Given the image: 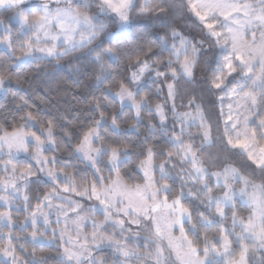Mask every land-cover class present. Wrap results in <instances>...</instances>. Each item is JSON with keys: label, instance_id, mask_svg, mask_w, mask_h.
I'll list each match as a JSON object with an SVG mask.
<instances>
[{"label": "clouds", "instance_id": "9594fccd", "mask_svg": "<svg viewBox=\"0 0 264 264\" xmlns=\"http://www.w3.org/2000/svg\"><path fill=\"white\" fill-rule=\"evenodd\" d=\"M261 148L264 0H0V264H264Z\"/></svg>", "mask_w": 264, "mask_h": 264}, {"label": "snow or ice", "instance_id": "6c2138e0", "mask_svg": "<svg viewBox=\"0 0 264 264\" xmlns=\"http://www.w3.org/2000/svg\"><path fill=\"white\" fill-rule=\"evenodd\" d=\"M105 4H107L111 10L115 13H121L127 3V0H104ZM193 11L196 13L197 16L203 21H205V27L208 29H213L215 27L214 23H208L207 22V13H201L196 8L195 5H193ZM214 35H218V33H213ZM51 51V50H50ZM239 59V57H237ZM226 68L230 69L232 68V65L229 63L225 65ZM221 85L219 83L215 84V87L219 88ZM30 115V114H29ZM227 119L230 121L232 119L231 116L227 117ZM15 130L13 132H10L9 135H15ZM237 146L247 148L249 146V141L247 140H237L236 142ZM13 145H10V147ZM15 147L19 148L22 147V144L17 141L14 145ZM250 157L252 158L253 162L257 165L264 164V148L259 149V154L249 153ZM23 171V170H22ZM0 251H5V254L12 255L11 252H7L6 250L0 249Z\"/></svg>", "mask_w": 264, "mask_h": 264}]
</instances>
